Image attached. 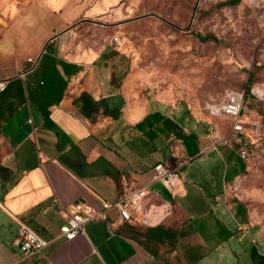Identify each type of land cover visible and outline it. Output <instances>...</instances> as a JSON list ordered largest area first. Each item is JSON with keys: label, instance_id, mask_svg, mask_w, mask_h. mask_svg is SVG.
<instances>
[{"label": "crops", "instance_id": "crops-1", "mask_svg": "<svg viewBox=\"0 0 264 264\" xmlns=\"http://www.w3.org/2000/svg\"><path fill=\"white\" fill-rule=\"evenodd\" d=\"M121 1L44 0L14 8L3 0L0 81L8 91L0 98V264H264V221L243 199L249 195L244 174L227 180L236 162L219 155L224 168L220 176L207 174V191L185 180L186 164L211 153L201 126L188 113L166 112L120 77L116 47L100 33L125 20ZM86 26L93 29L85 33ZM44 55L80 67L65 77V95L48 116L29 98L43 81L40 71L29 72L28 60ZM16 80L25 101L5 119L20 96ZM83 92L107 107L84 112ZM146 118L152 125L137 130ZM173 124L198 134L197 156H186L181 142L165 133ZM157 163L179 168L175 189L154 179ZM137 188L147 196L130 221L110 210L74 240L61 236L75 204L98 211ZM248 222L253 226L238 230ZM24 226L49 242L31 258L14 245Z\"/></svg>", "mask_w": 264, "mask_h": 264}, {"label": "rangeland", "instance_id": "rangeland-1", "mask_svg": "<svg viewBox=\"0 0 264 264\" xmlns=\"http://www.w3.org/2000/svg\"><path fill=\"white\" fill-rule=\"evenodd\" d=\"M8 1L16 8L44 0ZM228 1L122 0L125 20L100 29V34L103 43L116 47L120 77L128 78L136 93L158 101L170 114H190L201 126L211 153L186 164L181 171L185 180L194 179L207 191V174L220 176L224 168L219 155L234 163L241 140L252 146L254 153L245 161L241 177L249 194L243 199L264 221V0H241L237 5ZM2 4L0 0V17ZM92 29L86 26L84 32ZM199 36L210 38L203 41ZM226 91L244 97V132L228 143L224 141L231 122L208 113L210 105L223 101Z\"/></svg>", "mask_w": 264, "mask_h": 264}, {"label": "built area", "instance_id": "built-area-1", "mask_svg": "<svg viewBox=\"0 0 264 264\" xmlns=\"http://www.w3.org/2000/svg\"><path fill=\"white\" fill-rule=\"evenodd\" d=\"M117 46L122 43L119 37H114ZM29 72L33 71L38 61L29 59ZM7 88V81H0V92ZM244 105V97L242 94L234 91H226L223 101L219 104H212L208 107V112L212 116L225 117L231 122L225 143L232 142L240 138L244 132V122L241 119ZM217 144H220L216 141ZM238 156L247 161L254 153L252 146L243 141L242 146L238 150ZM154 179L163 183L170 189H175L180 179L179 168L173 169L165 166L163 163H157L154 166ZM179 195L175 193L174 196ZM147 196L145 188L131 189L119 200L115 202H102L100 210H94L91 206L81 203L74 205V212L68 217V220L61 228V236L65 240H74L83 230L85 224L97 220L99 217H105L110 210H116L119 218L124 221H130L136 215L142 206V202ZM246 226H253V222L246 225H239L238 230L242 231ZM49 242L41 238L30 228L24 226L21 228L19 238L14 242L16 248L23 254L25 258H31L48 246Z\"/></svg>", "mask_w": 264, "mask_h": 264}, {"label": "trees", "instance_id": "trees-1", "mask_svg": "<svg viewBox=\"0 0 264 264\" xmlns=\"http://www.w3.org/2000/svg\"><path fill=\"white\" fill-rule=\"evenodd\" d=\"M241 0H229L226 4L228 5H237L240 3ZM210 37L202 38L199 36V39L205 41L209 39ZM62 69L63 73L60 72V69ZM40 71L41 72V79L43 81V85L39 87L38 90L35 91V93H29V98L34 102V104L42 111L44 116L49 115V109L53 105L58 104L61 99L65 95V91L67 89V80L65 79L66 76H71L80 71V67L67 64L63 62L62 60L57 59L54 56L50 55H44L38 62L37 66L34 68L33 71ZM16 84L19 85V94L20 96H17V102L13 103L9 107V112L5 119H8L11 117L14 112L18 109L20 105H22L25 101L24 96V89L22 86L21 80H16ZM8 88L3 91V93H0V98L5 97L4 95H7ZM36 94V95H35ZM79 100L82 103V110L85 112L86 109L93 110L94 105H103L104 107H107L105 105V102H94L92 98L85 92L81 93L79 96ZM89 114V113H88ZM109 116L112 114L110 111L107 112ZM113 116V115H112ZM114 117V116H113ZM147 125H152V122L146 118L144 121L138 123L135 128L140 131H144ZM165 133L167 134H173L175 136L176 140H179L184 148V153L186 156L193 158L197 156L201 151V142L200 137L197 133L191 132L187 133L183 130L181 126L178 124H173L165 129ZM243 144V141L241 140L239 143V149ZM246 173V166L245 161H243L239 156L236 160L235 165L233 166L232 170L228 172L227 180H232L238 175H242ZM238 210L243 212V208L240 205V203L237 205Z\"/></svg>", "mask_w": 264, "mask_h": 264}]
</instances>
